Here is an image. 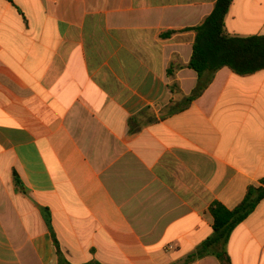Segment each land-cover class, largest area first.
<instances>
[{"label": "crops", "instance_id": "crops-1", "mask_svg": "<svg viewBox=\"0 0 264 264\" xmlns=\"http://www.w3.org/2000/svg\"><path fill=\"white\" fill-rule=\"evenodd\" d=\"M215 1L0 0V264H264V198L196 256L210 204L264 177V70L222 68L178 111ZM224 26L264 36V0Z\"/></svg>", "mask_w": 264, "mask_h": 264}, {"label": "trees", "instance_id": "trees-1", "mask_svg": "<svg viewBox=\"0 0 264 264\" xmlns=\"http://www.w3.org/2000/svg\"><path fill=\"white\" fill-rule=\"evenodd\" d=\"M231 2L232 0H216L212 12L199 25L191 29L195 36L187 67L197 74L198 81L195 89L178 111L183 110L192 100L199 97L213 75L222 68H227L238 75H249L264 70V36L238 37L230 35L225 30L224 18ZM13 180L16 189L24 192L15 173ZM263 198L264 177L258 181L257 185H249L242 200L232 209H227L218 201L212 202L209 213L212 217L213 233L198 247L196 256L211 253L218 258H224L225 245L231 232L253 212ZM58 264L70 263L59 260ZM82 264L100 263L89 261Z\"/></svg>", "mask_w": 264, "mask_h": 264}]
</instances>
